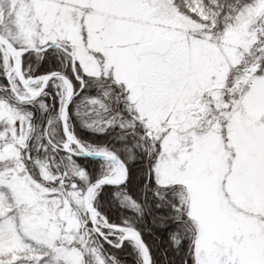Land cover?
Instances as JSON below:
<instances>
[{"label": "snow or ice", "instance_id": "1", "mask_svg": "<svg viewBox=\"0 0 264 264\" xmlns=\"http://www.w3.org/2000/svg\"><path fill=\"white\" fill-rule=\"evenodd\" d=\"M0 264H264V0H0Z\"/></svg>", "mask_w": 264, "mask_h": 264}]
</instances>
